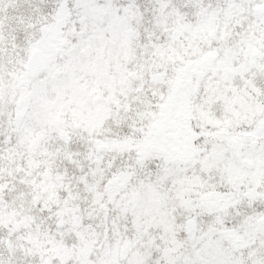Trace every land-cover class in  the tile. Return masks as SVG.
I'll use <instances>...</instances> for the list:
<instances>
[{"label":"snow or ice","instance_id":"6c2138e0","mask_svg":"<svg viewBox=\"0 0 264 264\" xmlns=\"http://www.w3.org/2000/svg\"><path fill=\"white\" fill-rule=\"evenodd\" d=\"M0 264H264V0H0Z\"/></svg>","mask_w":264,"mask_h":264}]
</instances>
